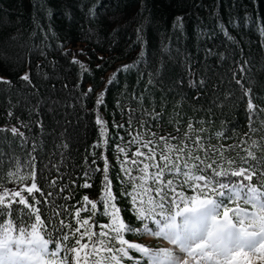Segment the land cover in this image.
<instances>
[{
  "label": "snow or ice",
  "instance_id": "6c2138e0",
  "mask_svg": "<svg viewBox=\"0 0 264 264\" xmlns=\"http://www.w3.org/2000/svg\"><path fill=\"white\" fill-rule=\"evenodd\" d=\"M33 7L49 19L45 31L41 16L34 17L32 33L43 35L41 45L32 47L47 59L49 33L55 35L51 27L53 9L48 0H35ZM79 7L83 10L84 3ZM139 7L134 18L135 39L130 38L126 45L137 51L135 59L118 66L108 76L103 91L97 92L92 84L84 89L82 80L74 86L80 89L74 99L87 101L94 95L96 105L98 135L85 148L81 175L65 167L70 142L79 138L69 133L67 109L72 108L79 123L77 106L51 96L35 103L26 100V122L15 114L19 101L11 98L14 82L0 77V84L7 86L2 91L7 98L9 121L0 127V139L9 148L0 150V264H264V97L254 93L253 81L247 76L251 49L246 53L242 38L233 37L219 24L228 48L217 51L205 46L199 79L193 72L192 56L185 51L187 81L181 76L168 82L164 57L175 59L171 40L168 46L161 43L159 51L150 48L148 29L155 22L146 0H140ZM86 16L90 23H98L97 3L88 7ZM172 28L173 32L185 33L184 17L176 16ZM258 31L260 47L264 49V26ZM118 32V28L114 29L108 41L111 50L119 46ZM96 34L95 29H88L89 38ZM197 35L205 44L214 39L212 32L203 29ZM57 47L81 72L90 71L77 58L86 54L84 50L66 51L64 44ZM179 51L177 48V54ZM213 58L215 65L210 63ZM97 59L100 71L116 62L110 52L107 59L103 55ZM226 64L228 82L239 86V98L223 87L225 74L219 69ZM40 67L36 65L37 76L41 75ZM133 73L136 82L129 85L128 77ZM42 79L50 77L44 73ZM18 80L26 96L38 94L31 71L19 75ZM113 85L120 88L115 108L122 118L127 115V120L117 121L114 117L112 127L117 131L110 135L108 121L101 117L100 109L106 107L107 91ZM62 87L67 89L68 84ZM185 87L192 90L191 95L184 94ZM52 89L55 92V84ZM156 92L160 93L158 99ZM132 101L139 107L135 117ZM205 101L210 103L206 106ZM185 102L195 115L189 116L183 110ZM240 105L244 124L236 118ZM42 107L52 114L59 129L58 136L55 128L48 133L54 137L52 156L58 155L56 163L52 156L44 163L39 155L47 131ZM61 108L65 109L63 123L55 119ZM228 108L231 111H226ZM217 109L223 117L218 128ZM13 119L15 124L10 123ZM165 121L172 127L166 134ZM33 126L39 130V139ZM121 129L127 131L129 139L120 134ZM72 130L79 131L75 125ZM9 134L23 155L12 148ZM110 144L114 164L107 155ZM114 167L113 177L110 173ZM96 174L101 179L98 199L85 194L70 203L76 188L93 187ZM121 203L126 207L122 208ZM145 238L166 242L170 247L154 248L138 242Z\"/></svg>",
  "mask_w": 264,
  "mask_h": 264
},
{
  "label": "trees",
  "instance_id": "16d2710c",
  "mask_svg": "<svg viewBox=\"0 0 264 264\" xmlns=\"http://www.w3.org/2000/svg\"><path fill=\"white\" fill-rule=\"evenodd\" d=\"M34 2L35 0H0V77L14 82L15 87L12 89L11 98L13 102L19 101L15 114L26 122L29 120L28 109L24 106L26 100L29 103H35L39 98L46 99L51 96L61 102H66L68 105L75 104L77 106L76 111L81 117L79 123L76 121V114L73 113L72 108L67 109L68 120L70 121L69 133L71 136H78L79 138L75 139L74 142H70L69 149L65 154V167L67 170L74 172L76 176H79L81 175L80 166L83 164L85 148L97 139L98 131L95 125V96H91L87 101L74 99L80 91L79 88L74 86L82 80L81 87L84 89L92 84L97 92L103 91L108 76L121 64L131 63L135 59L137 51L127 48L126 45L130 42V38L135 39L136 20L134 18L140 10V0H48L53 9L51 27L55 35L49 33L48 43L51 47L45 49L47 59L40 56L32 47L33 44L40 46L43 40V35L40 33L36 36L32 35L35 28L33 18L37 15L41 16L40 23L44 25L45 31L48 30L49 25V19L43 14H38L33 7ZM93 2L97 3L98 7V23H90L86 16L87 9ZM146 2L151 9L152 18L155 22L154 26H150L148 29L150 48L159 51L161 43L168 46L171 40L172 56L175 59L164 57L167 64L165 70L166 81L174 82L181 76L187 81V73L183 64L185 51L191 54L193 72L195 78L199 79L205 46L214 48L217 51H225L228 48V41L218 28L219 24H223L233 37L242 38L243 44L241 46L246 53L251 49L252 56L250 59L252 63L248 66L247 76L253 81L254 93L264 97V55H262L264 49L260 47V34L258 31L259 27L264 26V0H179V2L178 0H146ZM81 3L85 5L83 10L79 7ZM65 5L68 6L67 10ZM176 16L184 17L186 34L179 31L173 32L172 25ZM89 28H93L97 32L96 35L90 38L87 35ZM117 28L119 29L117 34L119 46L115 50H111L108 48V41L112 39L113 30ZM157 28L159 31L156 30ZM201 29L212 32L214 39L205 44L197 35ZM160 33H164V35L161 36ZM58 44H64L66 51L80 52L84 50L86 54L77 58L90 71L81 72L78 66L70 64V58L62 54L57 47ZM177 48L180 50L179 54L176 52ZM109 52L116 62L105 65V71L98 70L96 68L97 63H99L97 57L103 55L107 59ZM236 59L239 60L240 56L237 55ZM197 60L200 61V64L196 63ZM210 63L215 65L217 61L213 58ZM230 63L231 61L228 62V64ZM37 64L41 66L40 76L36 75ZM228 64L219 69L220 72L225 74L223 87L224 89H231L235 96L239 98L241 96L239 86L234 82H228ZM26 71H31L33 82L39 88L36 96H26L24 90L20 87L18 76ZM44 73L49 75V80L42 79ZM120 80L122 87L123 74H121ZM135 82V74H130L128 77L129 85H134ZM64 83L68 84L67 89L62 87ZM53 84H55V92L52 89ZM6 87L0 84V127L9 123L6 116L7 98L2 91ZM184 94L191 95L192 90L185 87ZM155 95L158 99L160 93L156 92ZM119 96L120 88L115 85L109 87L106 96V107L100 109L101 117L108 121L110 135L117 131L112 127L114 117L117 121L127 120V115L122 118L119 110L115 108ZM208 103L210 101H205L206 106ZM131 106L136 110L134 117L138 116L139 107L136 102L132 101ZM169 108H171V105ZM238 108L236 118L239 123L244 124L243 106L240 105ZM183 110L189 116L195 115L186 102ZM41 111L43 112V120L47 131L39 155L43 162L47 163L48 157L52 156L55 151L53 147L54 137L48 133L55 128L57 129L55 135L58 136L59 129L52 114L48 113L43 107ZM226 111H231V108ZM64 113L65 109L61 108L55 119L63 123ZM222 118L219 109H217L215 127L220 126V119ZM10 123L15 124L16 120L13 119ZM72 125H75L79 131H73ZM136 127L137 125L134 123L133 129ZM119 131L121 135L125 136L126 140L130 138L126 130L121 129ZM170 131H172V127L165 121L164 133ZM38 132L39 130L33 126V133L37 134V139H39ZM8 139L12 141V148L16 149L17 154L23 155L15 139L10 134ZM56 142L59 143V141ZM213 142L215 143V141ZM0 150L9 151L8 144L3 139H0ZM107 155L110 163L114 164L111 144ZM58 159V155L52 156L53 163H56ZM102 163V160L99 161L100 166H102ZM0 172H3V168H0ZM115 172L116 168L114 167L110 175L114 177ZM53 178H55V173H53ZM92 182L93 187L90 189L76 188L75 197L70 203H76L85 194L89 195L90 199H98L101 194L100 174H96ZM80 183H83L82 179ZM60 202L63 203V201ZM120 206L123 208L126 207V204L121 203ZM125 215L129 221L132 220L130 216H127V213ZM82 216H87V213H82ZM128 238L136 239L133 236ZM138 242L154 248L157 246L162 247L153 242L151 238H145ZM86 251H90V249Z\"/></svg>",
  "mask_w": 264,
  "mask_h": 264
},
{
  "label": "rangeland",
  "instance_id": "374dc122",
  "mask_svg": "<svg viewBox=\"0 0 264 264\" xmlns=\"http://www.w3.org/2000/svg\"><path fill=\"white\" fill-rule=\"evenodd\" d=\"M153 242H155L156 244H158L162 247H170V245H168L166 242H160V241H157L155 239H153Z\"/></svg>",
  "mask_w": 264,
  "mask_h": 264
}]
</instances>
